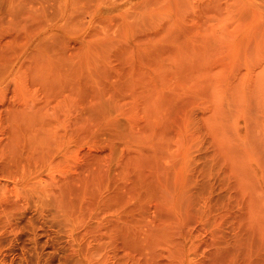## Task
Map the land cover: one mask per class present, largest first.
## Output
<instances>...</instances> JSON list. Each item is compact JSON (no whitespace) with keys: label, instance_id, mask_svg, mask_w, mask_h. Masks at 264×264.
Masks as SVG:
<instances>
[{"label":"rangeland","instance_id":"obj_1","mask_svg":"<svg viewBox=\"0 0 264 264\" xmlns=\"http://www.w3.org/2000/svg\"><path fill=\"white\" fill-rule=\"evenodd\" d=\"M0 264H264V0H0Z\"/></svg>","mask_w":264,"mask_h":264}]
</instances>
